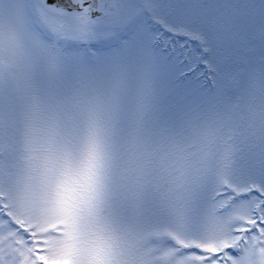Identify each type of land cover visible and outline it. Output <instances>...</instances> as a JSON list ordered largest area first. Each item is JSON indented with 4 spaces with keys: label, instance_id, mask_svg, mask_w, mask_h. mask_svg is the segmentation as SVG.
I'll list each match as a JSON object with an SVG mask.
<instances>
[{
    "label": "snow or ice",
    "instance_id": "obj_1",
    "mask_svg": "<svg viewBox=\"0 0 264 264\" xmlns=\"http://www.w3.org/2000/svg\"><path fill=\"white\" fill-rule=\"evenodd\" d=\"M0 264H264V0H0Z\"/></svg>",
    "mask_w": 264,
    "mask_h": 264
}]
</instances>
